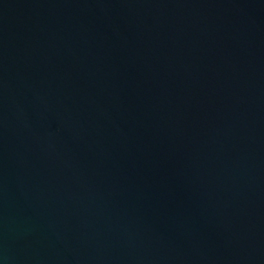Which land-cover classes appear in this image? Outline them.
Instances as JSON below:
<instances>
[{"label": "water", "instance_id": "water-1", "mask_svg": "<svg viewBox=\"0 0 264 264\" xmlns=\"http://www.w3.org/2000/svg\"><path fill=\"white\" fill-rule=\"evenodd\" d=\"M0 264H264V0H0Z\"/></svg>", "mask_w": 264, "mask_h": 264}]
</instances>
